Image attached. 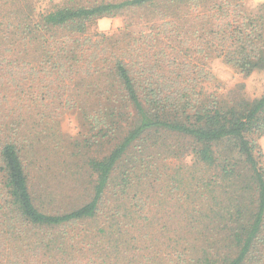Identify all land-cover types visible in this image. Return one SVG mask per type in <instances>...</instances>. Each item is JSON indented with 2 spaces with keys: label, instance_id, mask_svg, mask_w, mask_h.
Here are the masks:
<instances>
[{
  "label": "trees",
  "instance_id": "obj_1",
  "mask_svg": "<svg viewBox=\"0 0 264 264\" xmlns=\"http://www.w3.org/2000/svg\"><path fill=\"white\" fill-rule=\"evenodd\" d=\"M246 2L0 0V264H264V91L200 88L214 59L264 71V4ZM116 17L114 35L88 33ZM69 111L87 136L66 141L72 182L54 184L30 165L38 144L62 148ZM219 143L236 158L216 157ZM161 149L193 167L165 173ZM155 184L159 207L187 189L193 213L152 218Z\"/></svg>",
  "mask_w": 264,
  "mask_h": 264
},
{
  "label": "rangeland",
  "instance_id": "obj_2",
  "mask_svg": "<svg viewBox=\"0 0 264 264\" xmlns=\"http://www.w3.org/2000/svg\"><path fill=\"white\" fill-rule=\"evenodd\" d=\"M67 1L69 0H34L37 7L40 9L48 8L51 5L63 4ZM261 4H264V0H247L246 2L247 7L252 11H256V9ZM122 23L123 20L121 17L103 18L88 25L87 31L88 33L105 32L114 35V33H116L117 30L122 27ZM210 70L213 75V80L211 82H205L200 86L204 94L215 93L216 95L223 97V95L228 96L230 92H235L236 94L250 100L259 98L263 94L264 71H255L247 78H243L238 73V71L231 68L230 66L225 65L220 59H214L210 62ZM241 87L243 90H241ZM60 133L61 135H59V139L62 138V148L55 151L52 148L54 144L51 142L48 145V149L47 147L45 148L41 144H38L39 150L43 151L45 154H43V157L40 160H37L35 164L33 163V165H30V167H40L43 169V171L47 172L52 179L55 180L54 184L59 183L63 185L72 182L69 174L71 167H74L73 165H75V162L70 159L65 152L64 147L67 145L66 141L69 139L77 140V138H83L84 136H87V132L86 129L81 126L78 116H76L74 112L69 111L61 119ZM258 144L264 156V136L258 139ZM114 145L115 143L112 142L109 144L104 143L103 145L93 147L90 151V155H94V157L98 158L106 156L114 148ZM179 145L187 147L186 142H180ZM213 149L216 157L226 158L229 156L236 158V153L230 149L227 143H219L215 145ZM153 155L155 156V159L153 160L152 165H156L155 167L160 168L169 167L165 173L170 175H174L176 173L180 174L179 177L182 174L186 175L187 172L183 168L193 167L191 160L192 155L186 156L185 158H169L171 155L166 151V149H161L158 152L155 151ZM75 160L80 162V159L77 160L76 158ZM51 178L46 180V182L49 183V181L52 180ZM162 187L163 186H160L159 184H155L154 189L150 191L152 205H150L149 215L152 218H160L165 215H170L172 217L174 215H181L184 217L193 213L194 206L192 205V202L195 201V199L187 197V189H184L186 197H184L185 199L181 200V204L179 206L178 204H173L178 202L179 197L171 200L172 193L171 195H166L167 201L165 200L164 207H159V201L164 198V190ZM167 191H170V188L169 190L167 189L166 192ZM146 192H148V190ZM76 198L77 197H74L73 199Z\"/></svg>",
  "mask_w": 264,
  "mask_h": 264
}]
</instances>
